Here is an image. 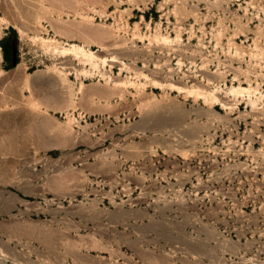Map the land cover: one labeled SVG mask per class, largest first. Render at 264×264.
I'll list each match as a JSON object with an SVG mask.
<instances>
[{
  "label": "rangeland",
  "instance_id": "obj_1",
  "mask_svg": "<svg viewBox=\"0 0 264 264\" xmlns=\"http://www.w3.org/2000/svg\"><path fill=\"white\" fill-rule=\"evenodd\" d=\"M0 264H264V0H0Z\"/></svg>",
  "mask_w": 264,
  "mask_h": 264
}]
</instances>
